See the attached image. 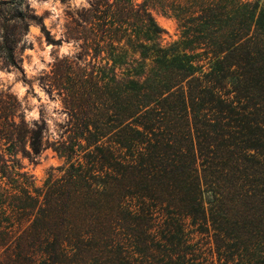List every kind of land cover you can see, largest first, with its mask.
I'll return each mask as SVG.
<instances>
[{
  "label": "trees",
  "instance_id": "16d2710c",
  "mask_svg": "<svg viewBox=\"0 0 264 264\" xmlns=\"http://www.w3.org/2000/svg\"><path fill=\"white\" fill-rule=\"evenodd\" d=\"M104 3L113 21L154 39L164 30L148 8H158L176 19L180 40L146 49L150 69L133 93L66 99L75 137L53 150L69 162L71 139H84V162L75 158L33 194L11 186L8 163L19 153L36 164L47 147L43 121L28 126L14 120L12 102L5 107L0 264H206L191 236L204 231L220 264H264V8L256 0ZM29 23L58 42L27 0H0L8 68L20 70Z\"/></svg>",
  "mask_w": 264,
  "mask_h": 264
},
{
  "label": "rangeland",
  "instance_id": "374dc122",
  "mask_svg": "<svg viewBox=\"0 0 264 264\" xmlns=\"http://www.w3.org/2000/svg\"><path fill=\"white\" fill-rule=\"evenodd\" d=\"M112 1L27 0L49 36L58 42L47 41L40 25L29 23L17 45L20 70L8 68L0 59V128L4 125L3 115L8 112L5 107L12 102L14 120L18 121L21 116L28 126L43 121V143L47 146L36 158V164L29 163L19 153L13 158L15 162L8 163L13 166L11 186L22 187L33 194V188H42L50 176L61 177L70 163L75 166V158L84 162L82 156L88 150H83L84 139H71L74 156L69 162L66 155L59 156L53 150L67 135L75 137L70 131L66 99L116 100L123 94L133 93L138 75L146 76L150 69L152 57L146 49L153 42L161 46L179 42L180 29L170 14L148 8L154 22L164 30L160 38L154 39L139 24H135V28L113 21L104 3ZM256 1L264 8V0ZM186 54L195 60L194 64L204 65L203 70L207 68L204 57H195L196 52ZM4 143L1 139L6 158ZM22 173H26L28 183L20 176ZM10 193L21 195L19 191ZM191 236L201 262L220 264L211 232H195Z\"/></svg>",
  "mask_w": 264,
  "mask_h": 264
}]
</instances>
